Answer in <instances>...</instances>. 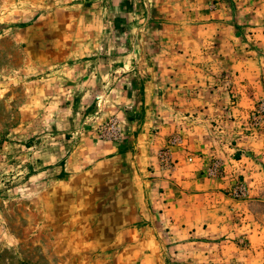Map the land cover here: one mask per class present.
<instances>
[{"label":"rangeland","instance_id":"374dc122","mask_svg":"<svg viewBox=\"0 0 264 264\" xmlns=\"http://www.w3.org/2000/svg\"><path fill=\"white\" fill-rule=\"evenodd\" d=\"M125 1L141 33L129 42L116 35L126 25L112 29L111 8H123L115 0H0V264L185 262L186 250L175 246L180 235L165 232L170 222L152 218L141 199L148 193L127 179L133 173L125 166L132 133L118 113L96 131L92 125L104 107L97 86L106 60L122 65L117 49L138 45L150 58L146 64H153L155 81L164 79L156 70L158 54L182 43L181 22L194 0ZM220 2L230 7L233 23L247 26L240 12L245 0H211L207 10ZM247 109L240 119L245 135L261 136L264 100ZM125 111L138 120L139 112ZM115 120L119 139L100 131ZM180 135H171L158 152L164 169L175 166L171 148L181 144ZM108 148L113 152L103 151ZM214 161L222 164L218 177L208 174ZM225 172L219 158L205 169L209 178ZM237 183L246 195H234ZM227 194L244 199L245 180L239 176Z\"/></svg>","mask_w":264,"mask_h":264},{"label":"crops","instance_id":"0c3cea01","mask_svg":"<svg viewBox=\"0 0 264 264\" xmlns=\"http://www.w3.org/2000/svg\"><path fill=\"white\" fill-rule=\"evenodd\" d=\"M115 1L123 8H111L112 29L126 25L116 35L129 42L141 35L134 24L139 18L127 11V1ZM210 1L194 0L187 20L175 19L182 23V43L158 54L156 70L164 79L155 81L153 64H146L150 58L138 45L117 49L122 65L106 60L97 86L104 107L92 128L118 113L132 133L125 166L133 173L127 179L148 193L141 199L151 217L166 218L165 232L182 238L175 246L187 253L178 264H264V134L245 135L240 120L250 104L264 100V0H245V27L233 23L228 5L207 10ZM127 108L139 112L138 120ZM174 133L181 134V144L171 148L175 166L167 170L158 152ZM192 152L195 163L188 160ZM213 158L223 160V178L206 176ZM239 176L248 194L236 200L227 192Z\"/></svg>","mask_w":264,"mask_h":264},{"label":"built area","instance_id":"2783aa9c","mask_svg":"<svg viewBox=\"0 0 264 264\" xmlns=\"http://www.w3.org/2000/svg\"><path fill=\"white\" fill-rule=\"evenodd\" d=\"M104 128V129H103ZM100 131L109 132L113 139H119V132L121 131L119 121H111L106 127H103ZM119 137V138H118ZM164 154H167L166 151ZM223 169L222 164L219 161H214L208 168L209 176L218 177L222 175ZM235 196L246 195V188L242 183H237L234 189Z\"/></svg>","mask_w":264,"mask_h":264}]
</instances>
